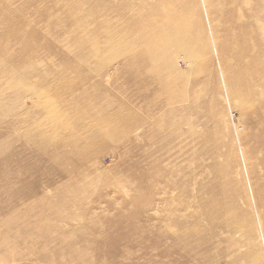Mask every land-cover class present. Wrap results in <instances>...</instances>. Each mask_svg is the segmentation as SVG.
<instances>
[{"label": "rangeland", "instance_id": "rangeland-1", "mask_svg": "<svg viewBox=\"0 0 264 264\" xmlns=\"http://www.w3.org/2000/svg\"><path fill=\"white\" fill-rule=\"evenodd\" d=\"M0 264H264V0H0Z\"/></svg>", "mask_w": 264, "mask_h": 264}, {"label": "bare ground", "instance_id": "bare-ground-1", "mask_svg": "<svg viewBox=\"0 0 264 264\" xmlns=\"http://www.w3.org/2000/svg\"><path fill=\"white\" fill-rule=\"evenodd\" d=\"M130 67H131V66H130ZM166 93H170V94L172 93L171 90H170L168 87H167V91H166Z\"/></svg>", "mask_w": 264, "mask_h": 264}]
</instances>
